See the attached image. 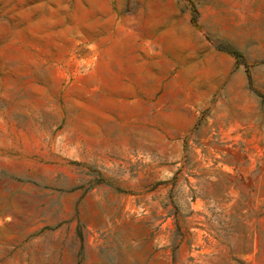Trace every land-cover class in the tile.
<instances>
[{
	"label": "rangeland",
	"instance_id": "374dc122",
	"mask_svg": "<svg viewBox=\"0 0 264 264\" xmlns=\"http://www.w3.org/2000/svg\"><path fill=\"white\" fill-rule=\"evenodd\" d=\"M0 264H264V0H0Z\"/></svg>",
	"mask_w": 264,
	"mask_h": 264
},
{
	"label": "crops",
	"instance_id": "0c3cea01",
	"mask_svg": "<svg viewBox=\"0 0 264 264\" xmlns=\"http://www.w3.org/2000/svg\"><path fill=\"white\" fill-rule=\"evenodd\" d=\"M125 27H124V29L125 28H127L126 26H128V25H124ZM135 34V33H134ZM136 35V34H135ZM146 52L148 53L149 52V50L148 49H146ZM133 53L135 54V55H140V58L142 57V54H140V52H139V50L138 49H135V51H133ZM137 53V54H136ZM125 61H129V59L128 58H126V59H124Z\"/></svg>",
	"mask_w": 264,
	"mask_h": 264
},
{
	"label": "trees",
	"instance_id": "16d2710c",
	"mask_svg": "<svg viewBox=\"0 0 264 264\" xmlns=\"http://www.w3.org/2000/svg\"><path fill=\"white\" fill-rule=\"evenodd\" d=\"M229 51L239 56V53L238 52H236L234 50H229Z\"/></svg>",
	"mask_w": 264,
	"mask_h": 264
}]
</instances>
